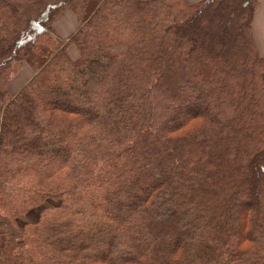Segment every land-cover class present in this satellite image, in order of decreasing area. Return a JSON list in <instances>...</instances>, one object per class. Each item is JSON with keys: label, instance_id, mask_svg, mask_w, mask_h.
<instances>
[{"label": "trees", "instance_id": "1", "mask_svg": "<svg viewBox=\"0 0 264 264\" xmlns=\"http://www.w3.org/2000/svg\"><path fill=\"white\" fill-rule=\"evenodd\" d=\"M257 3L0 0V264H264Z\"/></svg>", "mask_w": 264, "mask_h": 264}, {"label": "crops", "instance_id": "2", "mask_svg": "<svg viewBox=\"0 0 264 264\" xmlns=\"http://www.w3.org/2000/svg\"><path fill=\"white\" fill-rule=\"evenodd\" d=\"M199 1L200 0H188L189 3H197ZM79 26L80 23L76 15L70 9H65L54 22V28L56 32L64 38H68L73 31L79 28ZM253 32L259 53L260 55L264 56V0H258V3L256 5L255 14L253 18ZM31 70L28 73V78L26 81H28L32 76ZM22 86L12 85L11 81L9 85V91H12V95H15L19 92Z\"/></svg>", "mask_w": 264, "mask_h": 264}, {"label": "rangeland", "instance_id": "3", "mask_svg": "<svg viewBox=\"0 0 264 264\" xmlns=\"http://www.w3.org/2000/svg\"><path fill=\"white\" fill-rule=\"evenodd\" d=\"M64 11V10H63ZM62 11V12H63ZM62 12L60 13V15L62 14ZM75 14V13H74ZM59 15V16H60ZM76 15V14H75ZM58 16V17H59ZM57 17V18H58ZM77 17V16H76ZM56 18V19H57ZM77 19H78V17H77ZM78 21H79V19H78ZM55 22V21H54ZM79 23H80V21H79ZM55 29V28H54ZM78 29V28H77ZM77 29L75 30V31H73L70 35H72L74 32H76L77 31ZM56 31V30H55ZM62 37V36H61ZM62 38H64V37H62ZM65 39H67V38H65ZM67 50H68V53H69V55H70V57L71 58H76L78 55H79V52H78V49L74 46V45H69L68 47H67ZM24 65H26V66H24V68L23 69H21L19 72H18V74L17 75H15V77L13 78V80H12V85H24L26 82H28V81H26L27 80V78H28V73L30 72V70L32 71V76L34 75V73H35V71H34V69L29 65V63L28 62H24ZM31 68V69H30ZM30 75V74H29ZM31 76V77H32ZM10 94L12 95V91H10ZM12 96H14V95H12ZM1 117H2V108H1V105H0V123H1ZM35 215L34 216H37V214H38V211H35V213H34Z\"/></svg>", "mask_w": 264, "mask_h": 264}, {"label": "bare ground", "instance_id": "4", "mask_svg": "<svg viewBox=\"0 0 264 264\" xmlns=\"http://www.w3.org/2000/svg\"><path fill=\"white\" fill-rule=\"evenodd\" d=\"M223 114H225V113H223ZM7 229V228H6ZM8 230V229H7Z\"/></svg>", "mask_w": 264, "mask_h": 264}]
</instances>
